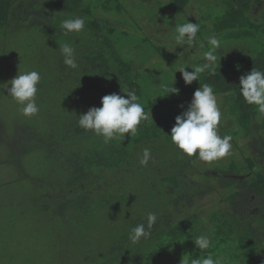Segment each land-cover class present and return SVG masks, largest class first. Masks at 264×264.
I'll list each match as a JSON object with an SVG mask.
<instances>
[{"label": "trees", "instance_id": "16d2710c", "mask_svg": "<svg viewBox=\"0 0 264 264\" xmlns=\"http://www.w3.org/2000/svg\"><path fill=\"white\" fill-rule=\"evenodd\" d=\"M198 1L197 21L187 11L192 0H0L1 41L28 29L53 47L52 69L38 71L44 77L42 113L38 122L36 115L24 121L30 140L4 138L7 124L0 116L6 163L20 150L26 158L50 149L57 166L33 182L40 192L32 199L39 237L31 248L32 264H181L187 255L207 254L221 264H264V115L245 102L239 86L252 69L264 71V23L251 17L255 0ZM76 17L85 20L84 29L65 35L61 22ZM144 19L198 23L191 48L198 45L201 54L211 47L208 38L216 36L221 48L215 74L205 71L186 85L178 68L193 71L205 62L203 55L168 52L144 35ZM64 43L75 49V69L63 62L59 45ZM4 60L0 49V68ZM0 71L1 89L3 67ZM173 82L179 94L167 95L164 89ZM205 83L223 96L228 125L220 124L218 134L231 135L235 148L238 138L248 140L241 159L206 163L183 155L171 142L176 117ZM125 91H134L151 113L134 135L105 144L78 126V116L102 106L103 96L126 98ZM144 149L151 153L146 166L139 163ZM215 192L225 206L204 218L199 205ZM148 213L157 215L152 235L132 243L131 229L146 224ZM201 234L211 240L204 251L193 241Z\"/></svg>", "mask_w": 264, "mask_h": 264}, {"label": "clouds", "instance_id": "9594fccd", "mask_svg": "<svg viewBox=\"0 0 264 264\" xmlns=\"http://www.w3.org/2000/svg\"><path fill=\"white\" fill-rule=\"evenodd\" d=\"M85 27V20L81 17L66 19L61 22V29L64 34L79 33ZM175 41L177 45L193 46V42L200 29L198 23L184 22L175 26ZM211 46L204 52V63L197 64L186 71V67H180L179 71L186 85L199 80L205 71L215 74L217 51L221 48L220 40L216 36L208 38ZM59 51L63 56V62L70 68H77L75 49L69 44L59 45ZM176 71V72H177ZM40 74L37 71H25L18 73L8 84V95L18 105L19 112L25 117H32L38 114L39 106L36 103L37 85L40 82ZM166 86L164 91L168 94H179V89ZM240 94L245 102L257 106V110L264 115V71L252 69L246 75L240 77ZM7 88V84L3 85ZM125 96L112 93L101 98L100 107L90 108L86 114L78 116V126L85 131H91L97 136L103 137V143L107 144L113 140H125V134L134 135L142 120H148L151 113H146L144 106L138 102L134 91H125ZM222 113L217 104V98L211 85L205 83L194 93L193 98L186 111L182 112L175 119V125L171 129V142L188 157L196 156L198 160L211 163L230 154L232 149V136L221 137L218 134V125ZM151 159L149 149H144L143 158L139 161L146 166ZM157 221L155 213H148L146 224L140 223L134 226L129 234V240L137 243L141 239H148L152 235V229ZM195 245L202 251L207 250L211 240L206 235H199L193 239ZM181 264H221V259H214L211 254L203 257L193 258L187 255L182 258Z\"/></svg>", "mask_w": 264, "mask_h": 264}, {"label": "rangeland", "instance_id": "374dc122", "mask_svg": "<svg viewBox=\"0 0 264 264\" xmlns=\"http://www.w3.org/2000/svg\"><path fill=\"white\" fill-rule=\"evenodd\" d=\"M200 6L201 4L198 0H192L187 9L193 19H197V21L200 20L201 16L198 10ZM205 10L206 6L203 8L204 14ZM251 17L255 20L253 22L256 24L264 23V0H255ZM144 21L141 22L145 32L144 35L151 37L155 42L164 46L168 52L184 53L183 51H191L194 55L195 53L200 57L203 55L198 45L191 49L188 48L187 45H177L175 37L173 36V34H175L174 27L179 24L177 19L170 24H166L163 20L156 21L157 24L155 21L147 22V19H144ZM26 30L28 29L18 30V32L14 34L13 39L11 36V40L9 39L10 41L8 40V43L5 39L1 41L5 36L0 38V49L3 50L5 58L2 64L4 69V83L0 89V116L5 124H7L3 125L5 126L3 131L7 133L4 138L10 141L14 140V135L15 137L18 136L21 140L24 137H29L28 130L24 124V121L28 117L21 115L19 112L20 105L11 97L7 96L8 88L11 87V84H8V82L16 77L19 72L23 73L31 69L37 72L39 69H52L50 61L53 57V47H48L44 43H40L38 34H34V32L31 34ZM162 65L166 69H169V65L166 62ZM36 68L38 69L36 70ZM43 78L40 79L37 85L38 92L36 94V103L40 109L38 112L39 114L42 113L44 106L42 101L45 98L39 89ZM5 84H7V88L3 87ZM222 97L223 96H216L218 107L222 113L220 124L226 127L228 121L220 105ZM38 117L39 115L36 114L35 118L37 122ZM14 119H16V126L15 122H12ZM247 141V139L238 138L237 148H235L234 142L231 141L232 149L230 154L220 160L229 162L235 155L241 159ZM3 142L5 144L12 143L5 139ZM25 142L30 143V141ZM4 151L7 150L3 146H0V235L3 234L0 236V264H32L30 261L33 256L31 248L35 245L34 242L38 241L39 237L36 236L35 238V235H37V217L35 212H31V208L34 202L32 199L36 198V195L40 192L33 186V182L38 181L39 183L43 177H47L50 168H56L57 166L54 159L49 157L50 149L48 151L38 150L34 152L32 156H26V158H22V150H20L19 153L13 155L11 159L13 164L5 162ZM15 165L20 172H18V175ZM50 177L56 180L58 179V175H55V177L51 175ZM222 206H225V203L221 202V194L215 192L212 197L203 200L199 208L204 210L203 217L205 218L214 209ZM39 246L42 247L43 244L41 243Z\"/></svg>", "mask_w": 264, "mask_h": 264}]
</instances>
